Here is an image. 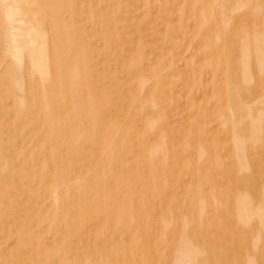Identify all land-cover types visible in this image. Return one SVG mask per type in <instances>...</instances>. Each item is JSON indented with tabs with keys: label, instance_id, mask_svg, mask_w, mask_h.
I'll use <instances>...</instances> for the list:
<instances>
[{
	"label": "rangeland",
	"instance_id": "obj_1",
	"mask_svg": "<svg viewBox=\"0 0 264 264\" xmlns=\"http://www.w3.org/2000/svg\"><path fill=\"white\" fill-rule=\"evenodd\" d=\"M263 242L264 0H0V264Z\"/></svg>",
	"mask_w": 264,
	"mask_h": 264
},
{
	"label": "bare ground",
	"instance_id": "obj_2",
	"mask_svg": "<svg viewBox=\"0 0 264 264\" xmlns=\"http://www.w3.org/2000/svg\"><path fill=\"white\" fill-rule=\"evenodd\" d=\"M264 243V242H263ZM263 249H264V247H263ZM263 252H264V250H263ZM258 255H259V253H258ZM239 257H241L239 260H238V262L239 263H241L242 261H243V259H244V255H240ZM260 257V256H259ZM261 262H264V253L262 254V256L260 257V259H259Z\"/></svg>",
	"mask_w": 264,
	"mask_h": 264
}]
</instances>
